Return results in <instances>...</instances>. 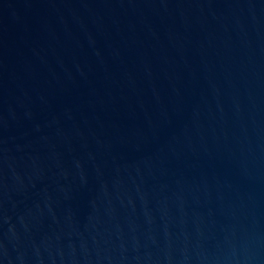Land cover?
I'll list each match as a JSON object with an SVG mask.
<instances>
[{
    "label": "water",
    "instance_id": "water-1",
    "mask_svg": "<svg viewBox=\"0 0 264 264\" xmlns=\"http://www.w3.org/2000/svg\"><path fill=\"white\" fill-rule=\"evenodd\" d=\"M0 264H264V0H0Z\"/></svg>",
    "mask_w": 264,
    "mask_h": 264
}]
</instances>
